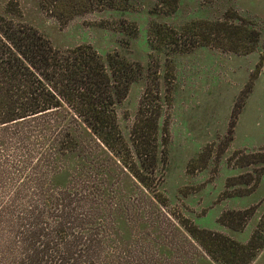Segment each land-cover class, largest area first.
I'll use <instances>...</instances> for the list:
<instances>
[{
    "label": "rangeland",
    "instance_id": "rangeland-1",
    "mask_svg": "<svg viewBox=\"0 0 264 264\" xmlns=\"http://www.w3.org/2000/svg\"><path fill=\"white\" fill-rule=\"evenodd\" d=\"M86 2L92 3L89 10L59 20L42 10L38 0H0V16L35 28L55 48L87 44L102 57L117 52L142 66L125 96L113 104L114 115L132 152L131 131L142 94L146 91L150 99L157 98L153 101L160 105L155 176L160 180L161 203L166 205L151 203L150 194L131 177H113L106 168L112 166L114 155L87 123L66 112L0 125V174L9 178L8 184L50 180L64 191L105 171L106 195L111 198L119 188V196L133 202L125 216L128 225L119 226L126 238L147 232L172 245L168 260L181 257L185 264H215L199 259L197 255L205 256L178 224L181 219L242 244L260 224L264 239V162L249 163L253 158L246 157L264 153V0ZM244 20L259 33L256 49L245 55L210 45L167 53L149 44L154 23L178 28L197 21L210 29L212 23L242 25ZM129 23L135 24L136 35H131ZM248 86L251 90L230 134L232 111L238 112L234 105L242 104ZM53 170L60 174L54 176ZM243 210L252 212L243 228L219 222L223 213ZM0 238H6L2 230ZM249 264H264V245Z\"/></svg>",
    "mask_w": 264,
    "mask_h": 264
},
{
    "label": "trees",
    "instance_id": "trees-1",
    "mask_svg": "<svg viewBox=\"0 0 264 264\" xmlns=\"http://www.w3.org/2000/svg\"><path fill=\"white\" fill-rule=\"evenodd\" d=\"M86 1L38 3L56 19L64 15L67 20L89 10L92 3ZM242 23L217 22L210 29L197 21L178 28L154 23L149 30V44L167 53L210 45L245 55L256 49L259 33L247 21ZM127 25L131 35H136L135 24ZM261 58L264 61V52ZM141 67L117 52L102 57L87 44L55 48L35 28L0 16V125L52 112L77 117L114 155L112 166L106 168L112 170L113 177H131L150 194L151 203L166 205L161 203L162 194L157 189L160 180L155 176L160 105L153 101L157 98L150 99L146 91L142 94L131 131L132 152L114 115L113 104L125 96L129 85L141 74ZM250 90L248 86L240 106L234 105L238 112L232 111L230 134ZM263 156L264 153H248L246 157L253 159L247 162H264V158L259 159ZM105 173L101 170L98 178L88 175L79 184L74 178L77 185L64 191L50 180L8 184L9 178L1 173L0 231L6 238H0V264H185L179 256L180 259L168 260L166 254L170 257L173 246L156 241L147 232L130 236L133 241H128L130 237L126 238L120 227L128 225L125 216L133 202L119 196V188L111 198L106 195ZM57 174L60 172L54 171V176ZM251 214L247 210L227 211L219 222L239 230ZM178 224L203 252L205 258L197 255L199 259L215 264H249L264 245L260 224L245 244L189 221L184 224L183 219Z\"/></svg>",
    "mask_w": 264,
    "mask_h": 264
}]
</instances>
